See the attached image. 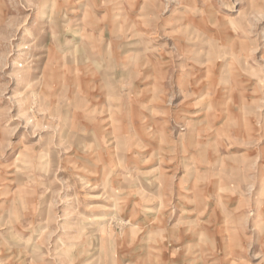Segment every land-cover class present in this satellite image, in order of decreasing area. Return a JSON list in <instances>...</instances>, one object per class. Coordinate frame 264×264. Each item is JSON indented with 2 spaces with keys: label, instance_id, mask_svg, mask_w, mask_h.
I'll return each mask as SVG.
<instances>
[{
  "label": "rangeland",
  "instance_id": "374dc122",
  "mask_svg": "<svg viewBox=\"0 0 264 264\" xmlns=\"http://www.w3.org/2000/svg\"><path fill=\"white\" fill-rule=\"evenodd\" d=\"M207 261L264 264V0H0V264Z\"/></svg>",
  "mask_w": 264,
  "mask_h": 264
},
{
  "label": "bare ground",
  "instance_id": "6f19581e",
  "mask_svg": "<svg viewBox=\"0 0 264 264\" xmlns=\"http://www.w3.org/2000/svg\"><path fill=\"white\" fill-rule=\"evenodd\" d=\"M42 156V155H41ZM29 156L27 155V154H24L23 152H20L19 153V157H17L16 158V163H14V166H16V164H18V167L16 168V167H14V169H15V171H16V175L18 176V174H19V171L20 170H22L23 171V169H20V168H22L21 167V165H23L24 166V170H26L27 169V166H25V164L26 163H29ZM14 172V171H13ZM13 172L11 173V174H13ZM12 177L14 178L15 177V175H12ZM16 180V179H15ZM13 181V180H12ZM24 195V194H23ZM22 197V196H21ZM25 196H23L22 198H24ZM20 199V198H19ZM22 200H24V201H26V197H25V199H22ZM23 201V202H24ZM117 201V200H116ZM107 220V218H105V217H100V218H95V219H92V222H100V223H103L104 221H106ZM136 224V223H135ZM87 229V228H86ZM89 230H91V229H89Z\"/></svg>",
  "mask_w": 264,
  "mask_h": 264
},
{
  "label": "crops",
  "instance_id": "0c3cea01",
  "mask_svg": "<svg viewBox=\"0 0 264 264\" xmlns=\"http://www.w3.org/2000/svg\"><path fill=\"white\" fill-rule=\"evenodd\" d=\"M105 63V59H104V61H103V64ZM147 209H149V210H152L153 208H147ZM155 209H157V208H155ZM155 209H153V210H155ZM157 219H158V217H156V218H154V220H156L157 221ZM157 232H158V229H157ZM194 235H197V234H194ZM182 236H183V234H182ZM183 238V237H182ZM159 249H161L162 250V248H157V249H154L153 251H158L157 253L155 252V253H153V256H154V259H156V262H158V253L159 254H161L162 255V258L164 257L163 256V254H162V251L160 250L159 251ZM161 252V253H160ZM160 260H162V259H160ZM210 262V261H209ZM207 264H210V263H208V261H207Z\"/></svg>",
  "mask_w": 264,
  "mask_h": 264
}]
</instances>
